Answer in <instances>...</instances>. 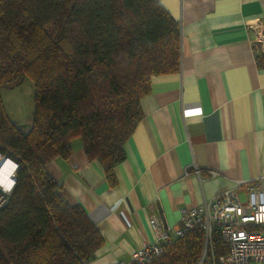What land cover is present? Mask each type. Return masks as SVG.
Listing matches in <instances>:
<instances>
[{
  "label": "trees",
  "instance_id": "obj_1",
  "mask_svg": "<svg viewBox=\"0 0 264 264\" xmlns=\"http://www.w3.org/2000/svg\"><path fill=\"white\" fill-rule=\"evenodd\" d=\"M179 64V24L157 0H0V150L18 163L0 208V264H87L101 233L80 204L61 197L45 165L68 158L79 137L116 186L113 168L125 158L151 76ZM25 77L33 83L28 130L1 98ZM203 241L197 225L147 264H196ZM227 250L214 231L208 260Z\"/></svg>",
  "mask_w": 264,
  "mask_h": 264
},
{
  "label": "crops",
  "instance_id": "obj_2",
  "mask_svg": "<svg viewBox=\"0 0 264 264\" xmlns=\"http://www.w3.org/2000/svg\"><path fill=\"white\" fill-rule=\"evenodd\" d=\"M157 1L179 24V69L151 76L125 158L113 168L116 186L79 137L68 158L45 165L61 197L80 204L101 233L87 264L128 260L152 239V213L176 227L183 207L238 181L264 187V63L251 28L264 20V0Z\"/></svg>",
  "mask_w": 264,
  "mask_h": 264
},
{
  "label": "built area",
  "instance_id": "obj_3",
  "mask_svg": "<svg viewBox=\"0 0 264 264\" xmlns=\"http://www.w3.org/2000/svg\"><path fill=\"white\" fill-rule=\"evenodd\" d=\"M251 28L253 40L260 45L264 54V20L255 22ZM17 167L18 163L0 150V208L15 185ZM240 187L245 191L244 197L237 191ZM179 221V225L173 227L152 213L148 218L152 239L136 247L128 260L118 264H147L164 251L166 244L182 237L197 225L204 231V241L201 257L196 264H253L264 260V187L261 182L242 184L238 181L232 187L217 191L203 204L183 207ZM214 231L220 233L228 250L217 258L212 255L208 260L206 251L208 246L211 247Z\"/></svg>",
  "mask_w": 264,
  "mask_h": 264
},
{
  "label": "rangeland",
  "instance_id": "obj_4",
  "mask_svg": "<svg viewBox=\"0 0 264 264\" xmlns=\"http://www.w3.org/2000/svg\"><path fill=\"white\" fill-rule=\"evenodd\" d=\"M3 107L8 117L24 130L31 125L33 112V83L29 77L11 87L1 89ZM206 259V254L204 256Z\"/></svg>",
  "mask_w": 264,
  "mask_h": 264
},
{
  "label": "bare ground",
  "instance_id": "obj_5",
  "mask_svg": "<svg viewBox=\"0 0 264 264\" xmlns=\"http://www.w3.org/2000/svg\"><path fill=\"white\" fill-rule=\"evenodd\" d=\"M7 164H8V162H6ZM6 168V166L4 167V169ZM0 174H2V173H0Z\"/></svg>",
  "mask_w": 264,
  "mask_h": 264
}]
</instances>
